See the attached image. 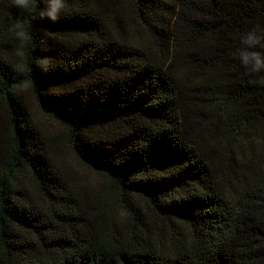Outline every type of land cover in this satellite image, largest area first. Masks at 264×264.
Listing matches in <instances>:
<instances>
[{"label": "trees", "instance_id": "1", "mask_svg": "<svg viewBox=\"0 0 264 264\" xmlns=\"http://www.w3.org/2000/svg\"><path fill=\"white\" fill-rule=\"evenodd\" d=\"M0 13V264H264V85L233 57L264 0H66L55 23L0 0ZM25 84L106 185L61 164Z\"/></svg>", "mask_w": 264, "mask_h": 264}, {"label": "clouds", "instance_id": "2", "mask_svg": "<svg viewBox=\"0 0 264 264\" xmlns=\"http://www.w3.org/2000/svg\"><path fill=\"white\" fill-rule=\"evenodd\" d=\"M41 4L42 7H40ZM10 6L21 12H30L39 7L41 19H47L55 23L60 19L66 8V0H10ZM9 31L19 42L18 47L15 49V55L19 59L15 65L11 66V70L17 75H21L25 70L23 58L28 33L19 18L9 28ZM233 57L239 61L246 75L256 77L254 83L264 85V26L257 24L243 32L239 37V43L233 52ZM36 67L46 72L48 69L47 59L39 58Z\"/></svg>", "mask_w": 264, "mask_h": 264}, {"label": "rangeland", "instance_id": "3", "mask_svg": "<svg viewBox=\"0 0 264 264\" xmlns=\"http://www.w3.org/2000/svg\"><path fill=\"white\" fill-rule=\"evenodd\" d=\"M22 91L33 120L42 129L49 140L53 142L58 160L64 167L72 172L76 182L90 189L99 187V185H106L107 181L100 173L95 171L92 167L87 166L72 152L68 141L67 126L54 118L52 114L46 113L41 109L29 85H23ZM116 202L115 199L111 204V208L115 209V207H117ZM117 213L121 216L124 215V212L120 209Z\"/></svg>", "mask_w": 264, "mask_h": 264}]
</instances>
